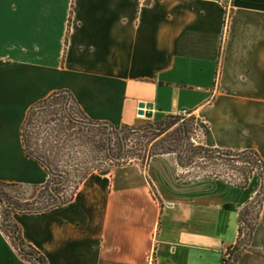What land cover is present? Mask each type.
Segmentation results:
<instances>
[{
	"label": "crops",
	"instance_id": "0c3cea01",
	"mask_svg": "<svg viewBox=\"0 0 264 264\" xmlns=\"http://www.w3.org/2000/svg\"><path fill=\"white\" fill-rule=\"evenodd\" d=\"M61 92L120 132L187 110L202 148L252 150L264 163V0H0L4 183L37 192L49 182L22 133ZM142 103L152 117L139 115ZM178 159L92 173L71 202L13 222L48 264H223L225 246L245 236L240 216L262 193L260 173L246 184L192 177ZM2 221L0 264H32ZM235 264H264V194Z\"/></svg>",
	"mask_w": 264,
	"mask_h": 264
},
{
	"label": "rangeland",
	"instance_id": "374dc122",
	"mask_svg": "<svg viewBox=\"0 0 264 264\" xmlns=\"http://www.w3.org/2000/svg\"><path fill=\"white\" fill-rule=\"evenodd\" d=\"M66 102L65 97H60L41 105L42 107L48 105L47 107L34 110L33 122L27 130L29 143L35 151L42 154H54V157H58L61 161L62 166L68 165L74 170V177L70 179V182L63 181L56 189L65 199H70L74 195L81 177L85 174L107 171L117 165L131 162L146 165L150 158L168 150L177 151L175 155H178L186 139L181 132L182 126L185 125L190 133H193L197 126V120L194 117L183 121L175 116L177 117L175 119L167 118L166 121L170 128L163 135H160L161 131H156V129L162 128L165 121L148 122L140 127L144 129L142 132L137 129L126 133L124 131L111 132L104 126L87 128L79 124H71L67 119L65 107L77 120L83 119L84 115L76 103L72 102L69 105ZM45 109L47 110L43 111ZM107 138L111 140V148L115 155L124 156L127 151L129 158L124 163L112 162L107 158L104 147V141ZM190 147L191 141L186 139L181 164L187 163ZM191 167L192 177L218 175L235 178L242 184L249 177H253L256 172L253 166L247 164L246 161L235 162L232 159H222L218 154L200 153L192 159ZM49 189L43 187L33 192L16 186L6 191L13 203L29 209H41L53 202ZM4 208L3 202L0 201L1 215H3ZM253 219L255 216L251 217V220ZM32 264L39 263L32 260Z\"/></svg>",
	"mask_w": 264,
	"mask_h": 264
},
{
	"label": "trees",
	"instance_id": "16d2710c",
	"mask_svg": "<svg viewBox=\"0 0 264 264\" xmlns=\"http://www.w3.org/2000/svg\"><path fill=\"white\" fill-rule=\"evenodd\" d=\"M60 97H65L67 99V104H71L72 102L75 103L72 95H70L67 92H61V93H54L50 99L46 100L45 102L41 103L39 106H35L28 117L27 122L25 123L24 129H23V133H22V137H23V143L25 146V150L27 152V156L30 158H33L34 160H36L40 165H42L48 172L50 178H49V182L44 186V188H50V195L52 196L53 202H51L49 205L45 206L44 208L41 209H29V208H25L22 206H19V204H15L12 202V200L9 197L8 192L6 191V189L9 188H13L16 186H19L17 184H7L4 183L3 181L0 180V201L3 202L5 208L3 211V221H2V229L3 231L9 236V238L11 239L12 243L15 245V247L18 249L20 255L28 262L32 263V260L38 262L39 264H48L46 258L39 252L37 251L33 246L28 245L22 236L21 230L19 228V226L17 224H15L13 221V213H39V212H43V211H47L51 208H55L61 205H64L68 202H71L74 198H75V194L76 191L79 189L80 185L84 182L85 179H87L91 173L89 174H85L84 176L81 177L80 182L78 184V188L76 189L74 195L69 199H65L63 197L60 196L59 192L56 190L64 181V179H67V182H70V179L74 177V170L72 169V167L70 166H62L61 165V161H59L58 157H54V154H42V153H38L37 151H35L30 143H29V137L27 135V130L29 128V126L31 125V122H33V118H34V110H36V107H42L41 105H43L44 103L48 102L49 100L52 99H56V98H60ZM47 109L43 110L46 111ZM65 111L67 113V119L71 122V124L73 125H78L79 126H83V127H101L104 126V128L106 129H110L111 132L116 131L112 126L108 125V124H104L101 122H95L92 121L90 119H88V117L84 115V118L77 120L76 118H74V116L66 109L65 107ZM175 119L177 117H168V119ZM81 124V125H80ZM169 123L167 121L164 122V125L162 128H158L156 129V131H161L160 135H163L165 133H167V131L169 130ZM140 132L144 131V129H139ZM153 131H155L153 129ZM181 132L183 133V136L186 139L190 138V132L188 131V129L186 128V126H182ZM110 138H107V140L104 141V147L106 149V155L107 158L112 161V162H116L119 164L124 163L128 158V153L127 151H125V158H123L122 161L118 160V158L123 157V155H115L113 153V150L111 148V142H110ZM189 152H193V156L191 157V159H189V167H191V163H192V159H195L200 153L202 154H206V155H214V154H218L222 159H232L235 160V162H242V161H246L247 164H250L253 166V168L255 169V171L260 173L261 179L263 181L262 183V193L259 194L256 198V200L250 204L241 214L240 216V221L243 225V227H241V232H245V236L243 239L240 240V242L236 245L235 247V259L234 262H232L231 264H235L236 260L239 257V254L241 252V250L245 247V245H247L248 243H251L252 241V234H253V230L254 227H256L257 221L259 219V215H260V211L262 210V198H263V194H264V163H263V159L256 153L253 152L252 150L250 151H246L244 153H240V154H235L233 152H225V151H219V150H209V149H204L202 147H190ZM177 151H172V150H168L164 153H161L159 155H163V154H176ZM182 154L183 152L179 155V163L181 164V159H182ZM153 156V155H152ZM151 156V157H152ZM187 159V162H188ZM183 165V164H181ZM250 178V177H249ZM249 178L245 181L244 184L248 183ZM66 182V183H67ZM255 216V219L251 220V217ZM223 264H229V263H223Z\"/></svg>",
	"mask_w": 264,
	"mask_h": 264
},
{
	"label": "built area",
	"instance_id": "2783aa9c",
	"mask_svg": "<svg viewBox=\"0 0 264 264\" xmlns=\"http://www.w3.org/2000/svg\"><path fill=\"white\" fill-rule=\"evenodd\" d=\"M145 1V0H144ZM177 117L181 118L183 121H185L186 119L191 118V114L187 111V110H181L178 112ZM198 123L197 126L194 130L193 133L191 134V138H189V140L191 141V147L197 148V147H201V140L198 137ZM235 246L233 245H228L225 246V248L223 249V263H229L231 264L232 262H234L235 257Z\"/></svg>",
	"mask_w": 264,
	"mask_h": 264
},
{
	"label": "water",
	"instance_id": "95a60500",
	"mask_svg": "<svg viewBox=\"0 0 264 264\" xmlns=\"http://www.w3.org/2000/svg\"><path fill=\"white\" fill-rule=\"evenodd\" d=\"M50 101V100H49ZM48 106V105H47ZM47 106H43V107H36V109H41V108H45V107H47ZM153 108V106H152V104H145V103H142V104H140V106H139V109H140V111H139V115L140 116H144V115H146L147 117H152V114H146L147 112H146V110H148V109H152ZM126 132H128V131H124V133H126ZM123 133V134H124ZM185 143H186V139H185ZM185 143H183V146H182V149L180 150V152L178 153V158H179V155L183 152V149H184V147H185ZM193 152H191L190 153V156H189V159H191V157L193 156ZM123 158H125V156H123V157H121V158H118V160H120V161H122L123 160ZM189 159H188V162L186 163V164H183V165H181L180 163H179V165H180V167H182V168H185V169H188L189 168ZM66 178L64 179V182H66Z\"/></svg>",
	"mask_w": 264,
	"mask_h": 264
}]
</instances>
